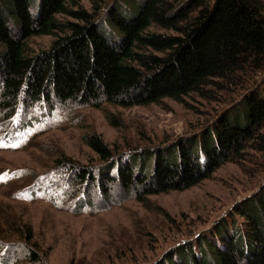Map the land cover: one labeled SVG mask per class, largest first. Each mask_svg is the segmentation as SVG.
I'll return each instance as SVG.
<instances>
[{
    "label": "trees",
    "instance_id": "1",
    "mask_svg": "<svg viewBox=\"0 0 264 264\" xmlns=\"http://www.w3.org/2000/svg\"><path fill=\"white\" fill-rule=\"evenodd\" d=\"M88 2L90 9L76 0H0L1 132L19 107L24 108L22 123L33 128L50 117L48 112L46 119L27 122L36 105L51 113L56 108L71 113L73 107L101 109L105 104L162 106L168 99L184 104L193 95L205 96L218 82L221 88L245 90L238 106L245 105L246 127L231 124L234 106L200 131L203 149L190 144L197 138L193 136L187 145L179 142L116 157L101 137L87 135L86 144L104 162L94 171L92 186L107 203L117 189L143 202L149 196L193 188L228 163L251 160L252 151L264 168V0H144L130 20L109 8V0ZM105 11L120 42L100 33ZM41 36L52 42L35 52L30 40ZM63 164L66 176L41 175L20 190L23 197L72 203L70 190L84 187L92 170L84 173ZM91 203L82 201L79 209L89 211ZM235 207L207 236L172 248L156 264H264V185ZM10 226L17 230L10 232L13 236L32 245L28 227ZM4 233L0 231V245L7 249L12 243ZM31 247L26 264H41Z\"/></svg>",
    "mask_w": 264,
    "mask_h": 264
},
{
    "label": "rangeland",
    "instance_id": "2",
    "mask_svg": "<svg viewBox=\"0 0 264 264\" xmlns=\"http://www.w3.org/2000/svg\"><path fill=\"white\" fill-rule=\"evenodd\" d=\"M76 1L91 8L88 0ZM109 2V8H116L128 20L144 5V0ZM32 9L37 13L35 7ZM101 21L100 33L109 41L120 42V33L106 18ZM51 42L48 36L33 37L30 46L41 52ZM207 91L205 96L187 98L184 104L168 99L162 106H72L71 113L58 108L51 113L36 105L35 117H26L27 122L36 117L46 119L48 112L50 117L33 128L22 123L24 108L19 107L11 123L0 131V143L4 145L0 147V231L6 232L5 240L12 243L7 249L0 245V264L4 259L10 264H26L25 255L33 245L41 264H156L172 248L207 236L217 222L229 219L235 206L264 185V168L258 166L259 155L254 151L251 160L228 163L193 188L149 196L143 202L117 189L112 192V203H107L92 186L94 171L104 162L84 137H101L115 157L179 142L187 145L193 136L197 138L190 144L203 149L200 131L237 107L245 93L242 88H221L218 82ZM229 116L234 127L244 128L249 123L245 105L240 104ZM211 132L215 138V129ZM63 163L84 173L92 170L84 187L70 190L72 203L60 205L36 196L23 197L20 190L33 185L41 175L55 172L66 176L68 173L61 171ZM82 201H91L92 209H79ZM73 203L78 207L73 208ZM10 225L28 227L32 245L13 236L10 232L17 230ZM10 249L17 252L8 255Z\"/></svg>",
    "mask_w": 264,
    "mask_h": 264
},
{
    "label": "snow or ice",
    "instance_id": "3",
    "mask_svg": "<svg viewBox=\"0 0 264 264\" xmlns=\"http://www.w3.org/2000/svg\"><path fill=\"white\" fill-rule=\"evenodd\" d=\"M4 145L2 143H0V147H3Z\"/></svg>",
    "mask_w": 264,
    "mask_h": 264
}]
</instances>
